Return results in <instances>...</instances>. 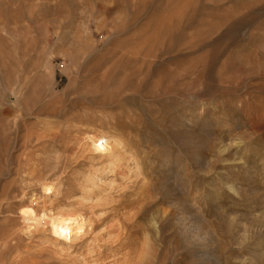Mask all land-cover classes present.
Here are the masks:
<instances>
[{
	"label": "rangeland",
	"instance_id": "obj_1",
	"mask_svg": "<svg viewBox=\"0 0 264 264\" xmlns=\"http://www.w3.org/2000/svg\"><path fill=\"white\" fill-rule=\"evenodd\" d=\"M0 20V264H264V0H0ZM27 207L84 232L60 244Z\"/></svg>",
	"mask_w": 264,
	"mask_h": 264
},
{
	"label": "bare ground",
	"instance_id": "obj_2",
	"mask_svg": "<svg viewBox=\"0 0 264 264\" xmlns=\"http://www.w3.org/2000/svg\"><path fill=\"white\" fill-rule=\"evenodd\" d=\"M2 21V20H0ZM15 21V20H14ZM3 22V21H2ZM4 24V23H3ZM7 25V23H6ZM20 26V24H19ZM21 28V27H20ZM103 54V53H102ZM119 54V53H118ZM98 56V55H97ZM100 57V56H98ZM97 57V58H98ZM117 57V56H115ZM119 57V56H118ZM137 59V57H135ZM135 59V60H136ZM101 60V59H100ZM107 60V59H105ZM147 61V60H146ZM145 59L143 60V64L146 62ZM101 63V62H100ZM110 64L108 70H115V68L118 70L120 68V66H122V60L118 59V60H111L108 62ZM93 64V63H92ZM124 71L125 72H121V77L118 78V84L119 87L121 88L122 91L124 90H136L135 88H133L134 85V79L138 78L139 75H137L138 71H132L130 66H127V63H124ZM159 64V63H158ZM97 65V64H96ZM99 65V64H98ZM102 65V63H101ZM105 65V63H104ZM137 65V64H136ZM151 65V64H150ZM89 66V65H88ZM93 66V65H92ZM107 66V64H106ZM127 66V67H126ZM15 67V66H14ZM24 68V66H23ZM97 69V68H96ZM23 70V69H22ZM102 71V70H101ZM100 71V72H101ZM103 72V71H102ZM107 72V71H106ZM23 73V72H22ZM115 74L118 75V72H116ZM21 75V74H20ZM103 75V74H102ZM143 76V74H142ZM141 76V77H142ZM104 77V75H103ZM106 77V76H105ZM140 77V78H141ZM139 80V78L137 79ZM113 84V83H112ZM19 87V86H18ZM142 87V86H141ZM114 88V87H113ZM115 89V88H114ZM157 89V88H156ZM164 91V90H163ZM13 93V92H11ZM136 94V93H135ZM141 97H142V93ZM161 94V93H160ZM166 94V93H165ZM82 96V95H81ZM115 96V95H114ZM124 96V95H123ZM134 96L135 95H130V96H125V97H121L119 99V102H121L122 100L124 101H128V100H134ZM145 97V95H144ZM160 97V96H159ZM162 97V96H161ZM157 99V98H156ZM111 100V99H110ZM156 101V100H155ZM155 101H151V103H149L150 105H155ZM158 104L162 107L161 109L164 111H169L173 105L172 103L174 102H170L168 101V99H159L157 100ZM135 103V102H134ZM113 104V103H112ZM111 104V105H112ZM109 105V104H108ZM116 105V104H115ZM179 105L181 106V103H177V105L175 107H179ZM183 107V105H182ZM184 108V107H183ZM178 109V108H177ZM151 112V113H150ZM149 113L152 115H155V110L153 109L152 111H150ZM19 113V112H18ZM151 118V119H152ZM16 119V118H15ZM154 119V118H153ZM152 121V120H151ZM154 121V120H153ZM157 121V120H156ZM14 122V121H13ZM120 122V121H119ZM153 122H150L148 127L149 128H153L152 126ZM154 125V124H153ZM147 132V131H146ZM39 133V132H38ZM27 134V133H26ZM91 134V133H90ZM92 135V134H91ZM89 136V135H88ZM120 139V138H119ZM118 138H114L112 136H105V135H99V136H95V137H88V145L89 148L92 152L103 156V157H108V161L109 164H111L112 162H115L117 160L121 159V154L118 153ZM37 141V140H36ZM51 143V142H50ZM117 144V145H116ZM120 144V143H119ZM122 144V143H121ZM45 145V144H44ZM124 146V145H123ZM121 149V148H120ZM54 188V187H53ZM48 189V188H47ZM50 190V189H49ZM45 191V190H44ZM65 209V208H64ZM25 213V218L27 221H35L43 226H49V230L50 232L55 236V240L56 242L60 243V244H66L69 242H72L74 238H76L77 235L81 234L82 232H84V228H85V223L86 220L84 218V216H82L81 214H73V212H68V213H64V212H60L57 214H46L43 213L42 215H38L35 210L32 207H27L26 210L24 211ZM89 225V224H88ZM87 228V226H86ZM83 235V234H82ZM81 237V236H80ZM75 240V239H74ZM55 245V244H54ZM3 247V246H2ZM34 261V260H33Z\"/></svg>",
	"mask_w": 264,
	"mask_h": 264
}]
</instances>
